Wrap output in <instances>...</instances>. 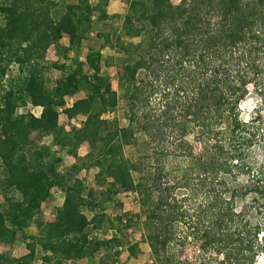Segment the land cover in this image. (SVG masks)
I'll use <instances>...</instances> for the list:
<instances>
[{
  "label": "trees",
  "instance_id": "trees-1",
  "mask_svg": "<svg viewBox=\"0 0 264 264\" xmlns=\"http://www.w3.org/2000/svg\"><path fill=\"white\" fill-rule=\"evenodd\" d=\"M112 1L0 0V264L98 256L102 264H138L129 230L145 225L154 228L147 250L160 259L152 264H184L177 238L196 244V264H257L264 254V0H180V34L149 22V8L167 0H126L127 12L114 15L122 22L97 29L111 18ZM94 29L121 54L94 46ZM103 64L126 74L101 72ZM223 90L235 96L231 111ZM62 112L70 128L60 123ZM45 139L78 161L61 168L64 155ZM91 175L112 211L90 197ZM56 188L67 189L72 217L46 216ZM130 197L143 219L127 210ZM153 210L158 219L145 218ZM20 242L41 259L17 255ZM124 245L126 257L118 253Z\"/></svg>",
  "mask_w": 264,
  "mask_h": 264
},
{
  "label": "rangeland",
  "instance_id": "rangeland-1",
  "mask_svg": "<svg viewBox=\"0 0 264 264\" xmlns=\"http://www.w3.org/2000/svg\"><path fill=\"white\" fill-rule=\"evenodd\" d=\"M138 0H131L132 5H134ZM129 5L127 4L126 0H113L112 3L109 5L108 10L111 15V18H109L106 23H99L96 28L100 27H110L111 25H116L118 22L121 23L123 18L120 20L115 19L114 15L116 13H122L125 14L127 12ZM148 19L151 25H156L161 22H166L169 23L172 26V31L176 34H180L183 31V20H184V9L180 6V0H167L166 4L162 9H154V8H149L148 11ZM96 30L94 29L90 33V39L91 42L94 46H100L102 45L104 48V51L107 54L111 55H120L121 50L118 49L115 44L110 40L107 39L104 41V43L101 44L97 34ZM62 41L64 43L69 42V36L64 34L62 37ZM88 51V48L85 49V51L81 54L82 60L85 59L86 52ZM54 55V53H53ZM109 70L111 74H116L118 76H124L126 73L124 70L118 68V67H110L107 68L104 64L101 66L100 71L104 70ZM67 66L64 65L62 68V71H66ZM54 77L59 75V72L56 71L53 73ZM220 99L224 107H226L229 111L232 110L235 96L233 93H231L228 90H223L220 92ZM91 103L90 101H87L86 106H85V112H89L91 110ZM40 111V109H37V112ZM114 109H109L107 110V115L110 116V118L113 117V112ZM185 111L187 114H191L192 112V107L189 104H185ZM117 115V112L115 111L114 117ZM60 123L63 126H66L67 128H70L69 125V120L68 117L62 112L60 116ZM75 124L78 126H83L84 125V116H80L77 121H75ZM36 137H39V134L36 135ZM49 142L50 144L53 145V149L61 154L64 155V166L61 167L63 169L68 168L72 163L77 162L78 160L66 153L65 146L63 143L57 141L54 143L51 139L47 140H42ZM89 150V145L88 143H85L81 148H80V154L84 155L88 152ZM124 166H127V163L124 164ZM84 172H81V175ZM90 180L92 182V187L89 191V195L92 198L95 199H100L103 200L105 205L109 208L110 211L111 209V203H109L107 200H104V189L98 184V182L94 179V176L91 175ZM54 199L49 201L45 205V212L46 216L50 217L52 214H59L63 215L65 217H72L70 206L72 204V199L67 191L66 188H56L54 190ZM126 207L127 210H131L134 215L136 216L137 219H143V213L138 206L137 203H135L134 198L130 197L127 202H126ZM115 214V212L113 213ZM118 217H122V214H117ZM159 217V212L156 210L151 211L145 218L147 219H154L157 220ZM154 231L153 226L151 225H145L143 230H129V235L131 239V245L135 251V254L137 255L136 258L134 259L135 263L138 264H152L155 261H159L160 259H155L151 254H149L147 250V235L152 233ZM29 232L31 233V236L33 237L36 229L31 228L29 229ZM93 234H91L89 237H91ZM104 237V236H103ZM126 245L122 246L119 248L118 253L122 255V257L127 256V251H126ZM173 247L179 251V255L182 259V262L184 264H196L198 260L200 259V252L197 249L196 244H192L188 241H185L181 238H177L173 242ZM5 247L0 244V250H3ZM17 255L20 257H33L35 259H41V254H33L31 253L24 242H20L15 249ZM205 255V254H204ZM203 259H207V261L210 259L208 256L202 257ZM264 260V254L258 259L257 264H261V261ZM103 263V258L102 256H98L97 259L93 261H89L87 259L80 261V264H102ZM69 264V263H67Z\"/></svg>",
  "mask_w": 264,
  "mask_h": 264
},
{
  "label": "built area",
  "instance_id": "built-area-1",
  "mask_svg": "<svg viewBox=\"0 0 264 264\" xmlns=\"http://www.w3.org/2000/svg\"><path fill=\"white\" fill-rule=\"evenodd\" d=\"M109 109H112V108H110V107H108ZM108 108H107V110H108ZM114 113H115V111L113 112V117L112 118H114ZM108 116V115H107ZM108 117H110V116H108ZM77 264H80V261L77 263Z\"/></svg>",
  "mask_w": 264,
  "mask_h": 264
},
{
  "label": "clouds",
  "instance_id": "clouds-1",
  "mask_svg": "<svg viewBox=\"0 0 264 264\" xmlns=\"http://www.w3.org/2000/svg\"><path fill=\"white\" fill-rule=\"evenodd\" d=\"M261 264H264V260L261 261Z\"/></svg>",
  "mask_w": 264,
  "mask_h": 264
}]
</instances>
